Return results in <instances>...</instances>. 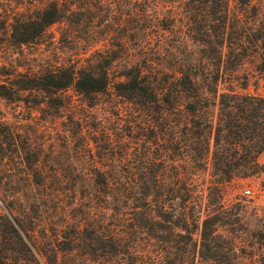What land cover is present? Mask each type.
I'll return each mask as SVG.
<instances>
[{
	"label": "trees",
	"instance_id": "1",
	"mask_svg": "<svg viewBox=\"0 0 264 264\" xmlns=\"http://www.w3.org/2000/svg\"><path fill=\"white\" fill-rule=\"evenodd\" d=\"M158 1L165 10L148 5L142 15L153 22L160 19L161 29L175 34L174 46L168 48L162 40L158 60L126 66L113 84L117 95L152 119L154 147L136 144L126 164L100 172L82 232L72 224L76 232L67 235L65 249L41 252L51 242H37L32 230L18 223L13 241L5 237L0 247V264H58L56 250L79 249L107 264L112 256L134 254L142 245L155 249L149 254L155 264L164 257L177 260L179 254L182 261L191 254L190 264H211L219 260L223 242L234 252V240L221 231L238 221L247 204L235 197L227 212L223 193L237 178L264 172L257 161L264 153V97L245 92L247 76L241 82L234 79L251 47L257 48L263 38L250 37L251 22L231 9L230 0ZM252 1L236 4L243 9ZM75 3L51 0L35 15L16 20L11 41L33 42L67 17ZM16 77L14 83L0 82V98L19 101L23 92L33 90L52 96L72 87L91 102L111 85L105 67L64 66ZM13 143L12 131L0 117V160L3 145ZM119 157L128 158L127 153ZM10 254L14 258L9 263Z\"/></svg>",
	"mask_w": 264,
	"mask_h": 264
},
{
	"label": "rangeland",
	"instance_id": "2",
	"mask_svg": "<svg viewBox=\"0 0 264 264\" xmlns=\"http://www.w3.org/2000/svg\"><path fill=\"white\" fill-rule=\"evenodd\" d=\"M50 1L0 0V82L14 83L18 74L71 66L96 71L105 67L111 85L91 102L72 87L52 96L33 90L23 92L19 101L0 98V117L14 138L10 148L3 145L0 160V247L5 237L13 241L19 223L32 230L29 234L37 242H51L41 248L47 255L57 246L66 248L67 235L76 232L72 224L82 232L100 172L118 162L126 164L136 144L154 147L152 119L117 95L113 84L126 66L145 58L158 60L156 48L162 40L168 48L176 41L173 32L161 29L160 19L153 22L142 15L148 5L165 10L162 1L78 0L67 17L33 42L13 43L10 33L15 21L35 15ZM236 3L230 0L231 9L254 28L250 37L263 40L257 41V48L251 47L234 80L241 82L247 76L245 92L264 97V0H253L243 9ZM135 10L139 15H132ZM121 153L128 158L121 159ZM257 161L264 168V153ZM232 184L222 196L226 211L239 197L247 207L235 224L221 231L234 240V252L223 242L225 249L211 264H264V172ZM136 250L114 255L107 264H155L149 258L155 249L142 245ZM56 252L58 264H98L91 251ZM8 258L10 263L13 254ZM181 258L180 254L177 260L164 257L158 264H190L192 256Z\"/></svg>",
	"mask_w": 264,
	"mask_h": 264
}]
</instances>
